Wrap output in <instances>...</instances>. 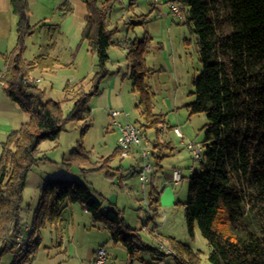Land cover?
I'll use <instances>...</instances> for the list:
<instances>
[{
  "label": "trees",
  "instance_id": "16d2710c",
  "mask_svg": "<svg viewBox=\"0 0 264 264\" xmlns=\"http://www.w3.org/2000/svg\"><path fill=\"white\" fill-rule=\"evenodd\" d=\"M84 2L85 23L77 47L86 43L88 51L96 56L97 69L75 83L65 82L63 100H71L72 107L63 115L62 101L45 99L46 90L30 76L34 69L52 70L61 62L57 57L41 54L29 62L24 60V37L32 33L33 26L28 23L26 0H11L17 18V44L8 54L0 80L27 118L0 144V259L15 249L10 264H28L41 244L42 230L56 226L63 210L75 203L90 214L93 222L109 231L114 243L124 246L131 263L136 251H148L160 258L166 255L145 243L124 221L120 210L102 208L99 193L79 180L58 177L42 180L30 231L23 233V241L15 247V237L25 226V180L41 158L39 144L57 139L68 122L86 120L90 113L88 101L98 93L99 84L108 73V47L120 44L113 39L116 29L106 25L115 0ZM166 2L179 6L197 45L201 69L190 78L193 100L186 107L190 115L205 113L207 118L201 140L202 158L188 177L183 206L187 233L193 236L195 226L198 227L212 264H264V0ZM150 40L148 34L130 40L126 59L131 88L139 94L136 107L142 126L159 130L167 122L163 113L153 111V91L145 82L149 70L143 65V52ZM87 127L81 129V135ZM114 152L120 153L118 146ZM111 155L100 157L96 166L90 151L78 143L61 162L68 166L76 163L83 171L104 169V175L109 177ZM157 201L152 196V213L157 212ZM169 243L177 264L199 263L197 250L173 237Z\"/></svg>",
  "mask_w": 264,
  "mask_h": 264
},
{
  "label": "rangeland",
  "instance_id": "374dc122",
  "mask_svg": "<svg viewBox=\"0 0 264 264\" xmlns=\"http://www.w3.org/2000/svg\"><path fill=\"white\" fill-rule=\"evenodd\" d=\"M131 2V0H115L106 17L107 27L116 29L113 39L119 40L120 44H113L110 47L113 49H110V60L106 64L109 72L100 82V93L91 96L88 102V106L91 108L90 117L83 121L68 122L66 129L60 132L57 139L44 140L39 144L38 156L41 158L35 164V168L39 173H45L47 178L76 179L95 190V192L97 191L96 194L99 193L102 200V208L114 207L120 210L124 221L134 231L138 232L141 239L151 247L157 249L160 244L170 246L169 238L173 237L187 244L193 250H197L200 258L198 264H212L207 259L208 245L198 227L195 226L193 236H189L187 233L183 206L187 197L188 182L183 178L176 186L165 185L164 187L167 188L165 190L168 193L162 187L165 177L171 174L174 166H178L175 168H179L182 175L187 177L190 174L189 167L194 165L195 168H198L199 165L198 161L193 160L186 145L181 143L180 138L174 134L172 128L174 126L180 128L184 135V143L188 141L201 142L204 127L207 123L205 113L190 115L185 108V103L193 100V95L190 93L192 86L190 85L189 76L198 75L201 69L195 36L194 33L189 31L187 25L183 24V33H180L179 36L177 35L176 43L171 44L174 55L179 58L183 66L181 84L178 87L179 92L183 94H180L174 101L167 92V87H171L174 90V84L168 79V73L163 68L164 58L169 55L165 40H161L164 46L148 45L146 50H144L143 65L149 70L146 74L145 82L153 91L151 97L152 108L154 112L164 114L167 125L160 127L159 130L143 127V119L139 109L136 107L139 100L138 91L132 90L131 79L128 76L123 77L127 71L128 61L126 59L127 47L122 44L124 39L131 37L133 40L135 35H137L138 39H142V31L146 28L149 29L154 21L141 19L143 15L150 14V0H134V2ZM163 4H165L164 8L166 9L167 3L163 2ZM172 17L182 20L175 16ZM137 19L141 23L136 24L134 21ZM45 36L48 37L49 33L48 35L45 33ZM46 37L45 40L47 39ZM40 39L43 40L44 38L42 36L38 37L36 34L26 36L24 45L35 42L34 48L36 50V43ZM128 41L127 45H129ZM33 49L28 45L27 53H32ZM85 50H87V45L84 42V46L74 58L72 56L69 57V54L62 51L60 53L62 61L69 59L68 61H72V63L66 62L68 65L60 66L53 74L45 76L43 82L40 83L46 90L45 99L52 98L62 101L63 115H67L72 107L71 100H63L62 90L65 82L75 83L87 74L91 75L97 69L96 56ZM39 81L40 79L37 82ZM101 93L103 95L109 94L108 107L126 113L127 121L135 123L141 130L140 136L144 139L141 148L149 152L146 161L152 167L151 171L147 173L148 180L144 182V187L138 178V173H135L132 168L140 169L144 164L139 148L134 152L133 157L132 155L120 156L119 153L114 152L117 134L113 128L112 119L108 115V107H99L98 100ZM171 117L179 119L178 125L172 126ZM119 119L124 121L121 116ZM184 125H187L189 133L185 131ZM85 126H88L87 130L81 135V129ZM157 138L162 147L156 152L157 154L151 155V144ZM78 143H81L85 149L90 151V159L96 166L99 164L100 157L112 154L109 165L113 167L121 165L122 169L119 170V175L122 176L119 177V175L115 176V174H112L108 177L104 175V169L83 171L76 163L69 166L62 163V159L66 158L71 149L76 147ZM110 172L112 173L113 170H110ZM119 180L124 183L123 187L119 186ZM151 184L154 190L153 196L158 197L156 213H152L149 207ZM165 192L170 195L169 199L166 198ZM81 219H84V217ZM90 224L89 220L86 227L81 225L77 230V237L80 242L83 239L87 244V249L99 242V233L106 232L102 229L93 228ZM248 224L252 226V223ZM153 226H156L154 235L151 233ZM43 237L46 239L47 231L43 233ZM99 244H103L102 246L105 247L104 243L100 242ZM116 247L117 250L119 248L123 253L122 255H116L115 263L129 264L124 246L116 243ZM12 251H15V249ZM12 251H7L1 256L0 264H10L13 257ZM174 256L175 254L173 256L166 254L159 258V256L156 257V255L148 251H136L133 254V262L134 264H177L173 259ZM113 257L115 256L113 255Z\"/></svg>",
  "mask_w": 264,
  "mask_h": 264
},
{
  "label": "crops",
  "instance_id": "0c3cea01",
  "mask_svg": "<svg viewBox=\"0 0 264 264\" xmlns=\"http://www.w3.org/2000/svg\"><path fill=\"white\" fill-rule=\"evenodd\" d=\"M131 1L134 2V0ZM163 2L167 3L166 9L164 8L165 4H163ZM26 3L28 23L33 26L32 33L26 36L36 34L38 37L42 36L44 39H40L39 41H37L38 43H36V50L34 48L35 42H30L28 44L31 49L34 48L32 50V53H27L28 45H24V60L26 62H29L36 55L41 54L57 57L61 62V64L56 65L52 70L39 71L37 69H34L30 73V76L34 79H40V81L37 82V84L40 85V83L43 82V80L45 79V76L53 74L56 69L60 68V66H64L66 62L72 63V61H68L69 59L62 61L60 54L62 51L69 54V57L72 56L74 58V56L79 53L82 46H84V43H82L81 46L77 47L80 41L81 31L85 23L86 5L84 0H26ZM150 5V14L145 15L146 17L143 15L141 19H145V21L152 20L154 21V23L150 26L149 29L146 28L144 31H142L141 37H143L144 34H148L151 38L149 45H157V47H159L160 45L164 46L161 40H165L166 46L169 49V51H167L169 55L168 57L164 58L163 68L166 73H168V79L174 84V90L171 89V87H167V92L169 96L173 98L174 101L175 98H178L180 94H183L182 92H179L178 89L181 84L183 66L179 58L174 55L175 53L171 47V44L176 43L177 35L179 36L180 33H183V24L185 26L187 25L189 31H191V28L185 22L184 17L182 18V20H177L170 15L168 2H166V0H162V2L159 4H154L150 0ZM16 21V15L12 12L11 0H0V76L6 69L7 57L9 52L17 44ZM134 22L136 24H139L140 21L139 19H137ZM45 33H47V35L49 33V36L46 37ZM26 36L24 37V44ZM45 37L47 38L46 40ZM133 39H138L137 35H135ZM128 40L130 41L132 40V38L130 37L128 39H124V43L122 44L124 47H126ZM110 47H108L107 50L108 61L110 60V49H113ZM88 75L90 74H87L86 76ZM125 76H128L129 78L128 63L127 71L124 73L123 77ZM189 77L191 78V76ZM189 77L187 76V78ZM99 91L98 93H100ZM98 93H96L95 95H97ZM99 95V107H108L110 101L109 94L103 95L101 93ZM188 102L185 103V108L187 109V111L188 108L186 107V104ZM111 110L113 109L111 107H108V115L111 117L113 128L115 129L116 134L118 135L117 126L115 125L113 120L115 119L120 122H125L127 121V115H125L124 112L120 110L121 112L118 115L112 117L110 114ZM90 115L91 108L87 118H89ZM120 116L124 119V121H121L119 119ZM26 118L27 115L22 112L21 109L7 95L6 91L4 90L3 82L0 80V144L5 140L6 136L10 132L17 130L21 126V124L26 120ZM171 120L173 122L172 126L178 125L177 123L179 122V119L177 117H171ZM184 128L185 131L189 133L187 125H184ZM161 145L162 144L159 142L158 138L157 140L155 139L151 144L150 154H157L156 152L161 149ZM116 147L117 143L115 141L114 149ZM135 151H137V147L135 148V146H133L131 148L130 154L128 155H132L133 157ZM109 166L110 170H113L112 174H115V176L119 175V170L122 169L121 165H118L116 167H113L111 165ZM175 167L178 166H174V168ZM132 168L135 173H138L140 170L135 169L134 167ZM168 175L165 177L162 187H164L165 185H169L166 183L170 176ZM121 176L122 175H119V177ZM45 178H47V175L45 173H39L36 170L35 165L32 167L26 177L22 201V220L24 221L25 225L23 233L25 235L30 231L32 212L37 203L40 185L42 183V180ZM183 178L185 181L188 182V176L186 177L182 175L180 181ZM122 185H124V183L119 180V186L123 187ZM170 185L176 186L177 184ZM142 186L144 187V183H142ZM151 187L152 190L149 196L152 198L154 194L152 184ZM165 189H167L166 187H164L163 190L167 192V190ZM166 192L165 196L167 199H169L170 195L167 194L168 192ZM83 217L84 219H81ZM89 220L91 222V227L102 229L106 232H102V234L99 233V242L95 243L93 246H90L89 249H87V244L83 241V239H81L80 242L79 238L77 237V230L81 225L86 227L87 222ZM155 228L156 226H153V230L151 232L152 235H154V233L156 232ZM45 231H47L46 239H44L43 237V233ZM41 235V244L28 264H93L95 250L97 249V247L103 245L99 244L100 242L104 243V248L106 249L107 255L112 260H115L116 255H122L123 253L121 250H119V248L117 250L116 243H114L110 239L109 231L102 224L93 222L90 217V214L87 211L83 210L82 207L77 203L65 208L62 212V220L56 226H49L44 228L41 232ZM112 254L115 257H113ZM129 264H134V262L131 263L129 261Z\"/></svg>",
  "mask_w": 264,
  "mask_h": 264
},
{
  "label": "built area",
  "instance_id": "2783aa9c",
  "mask_svg": "<svg viewBox=\"0 0 264 264\" xmlns=\"http://www.w3.org/2000/svg\"><path fill=\"white\" fill-rule=\"evenodd\" d=\"M154 4H159L162 2V0H151ZM169 12L172 16L178 17V12H180L179 9H175V3H169ZM39 79H34L35 82H37ZM121 111L119 110H111L110 114L112 117L118 115ZM127 115L126 113H124ZM115 125L117 126L118 135L116 139L117 146L120 149V156H124V154H130L131 148L133 146L139 148V153L141 156V144L144 139L142 137H137L135 131H133V123L129 121L120 122L117 120H113ZM174 134L180 138L181 143L185 144L189 152L191 153V156L193 159H198V151H197V143L193 141L183 142L184 135L181 132L180 128L176 126V128H173ZM146 142V140H145ZM189 171H191V166L189 167ZM149 173L147 170V161L144 160L143 166H141L140 174H138V178L141 181V176L143 174ZM182 177L181 170L179 168H173L172 172L167 180V184H177ZM21 233L17 234V237H15V247L20 246L21 241ZM158 249L169 254L167 251H165L164 246L160 244L158 246ZM93 264H116L114 260L110 259L107 255L106 249L103 246L97 247L95 250L94 255V261Z\"/></svg>",
  "mask_w": 264,
  "mask_h": 264
},
{
  "label": "bare ground",
  "instance_id": "6f19581e",
  "mask_svg": "<svg viewBox=\"0 0 264 264\" xmlns=\"http://www.w3.org/2000/svg\"><path fill=\"white\" fill-rule=\"evenodd\" d=\"M175 9H179L180 10V8H179V6L177 5V4H175ZM178 18L179 19H182L183 18V15H182V12H181V10H180V12H178ZM172 128H176V126H174V127H172ZM133 131H135V133H136V135H137V137H141L140 136V134H141V130H140V128L135 124V123H133ZM197 143V151L199 152L198 153V159H193V160H195V161H200L201 160V158H202V151H203V146H202V144H201V142H196ZM141 158L143 159V160H147L148 159V154H149V152L147 151V150H145V149H142L141 148ZM128 154H124V156H127ZM151 169H152V167H151V164L147 161V170H148V172H150L151 171ZM140 171H141V168H140V170H139V172H138V174H140ZM193 171H194V165H191V171H189L190 172V174H189V176L193 173ZM188 176V177H189ZM182 178V177H181ZM147 174H143L142 176H141V182L142 183H144L145 181H147ZM16 237H17V235H16ZM21 237H22V239H21V241H20V244H21V242L23 241V239H24V234H23V232L21 233ZM164 246V245H163ZM164 249H165V251H167L168 253H169V255H174L175 254V252H174V250L170 247V246H164ZM163 252V251H162ZM165 253V252H164ZM165 254H167V253H165Z\"/></svg>",
  "mask_w": 264,
  "mask_h": 264
}]
</instances>
